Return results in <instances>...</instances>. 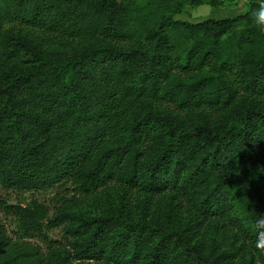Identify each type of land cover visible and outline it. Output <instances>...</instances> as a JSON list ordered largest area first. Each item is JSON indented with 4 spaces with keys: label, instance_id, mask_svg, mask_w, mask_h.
I'll return each instance as SVG.
<instances>
[{
    "label": "trees",
    "instance_id": "trees-1",
    "mask_svg": "<svg viewBox=\"0 0 264 264\" xmlns=\"http://www.w3.org/2000/svg\"><path fill=\"white\" fill-rule=\"evenodd\" d=\"M261 2L0 0V264H264Z\"/></svg>",
    "mask_w": 264,
    "mask_h": 264
},
{
    "label": "rangeland",
    "instance_id": "rangeland-1",
    "mask_svg": "<svg viewBox=\"0 0 264 264\" xmlns=\"http://www.w3.org/2000/svg\"><path fill=\"white\" fill-rule=\"evenodd\" d=\"M204 4L199 7H194L191 5H186L181 14L177 16V18H181L187 21L196 22L199 20H203L206 18H226L235 16L237 14L243 13L249 5L250 0H232L230 4L221 7H213L209 4V0H203ZM52 194L50 191H42L39 192L37 198L40 201L46 202L47 204L52 205ZM32 199V196L28 193L24 194H12L11 201L18 202L22 201L23 204L29 203ZM1 217L3 222L6 225L7 231L11 235H15L19 231V220L11 215H7L6 213L1 212ZM50 238H54L57 240H61V228H55L52 231L47 232ZM28 241L32 243H42V238L40 236H36L33 238H27Z\"/></svg>",
    "mask_w": 264,
    "mask_h": 264
},
{
    "label": "clouds",
    "instance_id": "clouds-1",
    "mask_svg": "<svg viewBox=\"0 0 264 264\" xmlns=\"http://www.w3.org/2000/svg\"><path fill=\"white\" fill-rule=\"evenodd\" d=\"M254 16L255 22L260 26H264V0H262L261 7L254 13ZM256 225L257 227L264 226V214L257 217Z\"/></svg>",
    "mask_w": 264,
    "mask_h": 264
}]
</instances>
